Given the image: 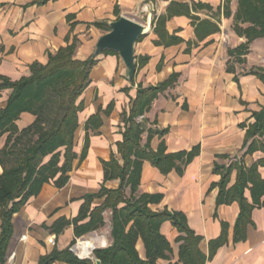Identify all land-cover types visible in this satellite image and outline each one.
<instances>
[{"label":"crops","instance_id":"crops-1","mask_svg":"<svg viewBox=\"0 0 264 264\" xmlns=\"http://www.w3.org/2000/svg\"><path fill=\"white\" fill-rule=\"evenodd\" d=\"M36 1L0 0V79L15 81L30 75L32 63L46 64L50 54L73 40L78 44L76 58L92 57L98 38L121 15L144 23L149 30L135 45L133 79L128 78L118 52L96 57L90 83L78 99L84 109L79 112L77 157L70 178L62 187L45 183L14 213L3 264H39L56 249H69L96 263L95 250L113 243L112 209L103 212V225L81 235L76 232L75 219L87 195L98 193L102 184L119 186L118 180L105 182L103 162L113 153L122 162L118 142L127 127L123 117L129 115L138 89L166 81L169 84L138 121L144 127L142 147L157 151L163 144L165 153L175 155L174 164L162 170L144 159L136 195L152 197L148 206L153 211L186 216L188 226L201 236L198 247L206 258L204 264H264V205L255 202L249 182L244 204L247 209V204L252 207L245 224L238 225L243 207L232 194L239 166L248 172L264 159L259 143L250 148L261 137L253 136L246 143L254 113L264 108V37L252 41L245 54L238 53V47L247 42L235 30L238 0ZM162 15H168L163 37L155 29ZM10 93L11 89L2 90L0 108ZM109 106L110 112L105 113ZM95 113H100L102 124L97 131L89 129V146L81 159L85 123ZM35 118L23 112L16 123L23 129ZM6 138L7 134L0 137V157ZM257 170L264 179V165L259 164ZM126 192L130 194V187ZM103 202L104 197H94L91 209ZM160 231L170 249L156 264H186L180 258L182 241H178L183 233L170 220L161 224ZM79 239H87L94 250L75 249ZM212 242L218 245L212 247ZM136 248L146 259L142 238ZM51 264L72 263L60 259Z\"/></svg>","mask_w":264,"mask_h":264},{"label":"trees","instance_id":"trees-1","mask_svg":"<svg viewBox=\"0 0 264 264\" xmlns=\"http://www.w3.org/2000/svg\"><path fill=\"white\" fill-rule=\"evenodd\" d=\"M49 0H38L43 4ZM228 2L230 0H227ZM235 18L236 32L247 38V42L238 47L239 54L248 51L249 44L257 38L264 37V0H238ZM168 15L158 18L156 31L162 33ZM247 24V25H244ZM107 26V30H110ZM216 29V28H213ZM208 32V31H206ZM201 34V33H200ZM77 40L60 47L56 53L49 55L48 62H34L31 73L12 81L0 79V97L4 89H11L6 105L0 108V137L7 134L6 142L1 149L0 163V264L5 262L6 250L13 233L12 217L30 197L37 195L45 183L53 182L57 187L64 186L73 169L77 153L74 150L76 131L79 127V112L84 109L82 101L78 102L90 83V70L97 63L96 58L80 60L75 57ZM115 52L106 50L101 53ZM232 52H236L233 50ZM117 53V52H115ZM264 75V74H263ZM133 79V78H132ZM171 80V79H169ZM169 81L138 89L130 113L124 114L127 124L123 132V140L118 142V152L122 162L113 153L108 161H104V180H118L117 188H109L102 184L96 194H89L76 217L78 235L95 230L104 224L105 209H112L113 243L106 248L95 250L101 264H156V260L167 256L170 242L160 231L161 224L170 220L183 233L178 237L180 258L186 264H204L205 256L201 254L198 244L201 236L188 226L186 216L177 211H153L149 206L152 197L148 194L136 195L140 184V175L144 159L151 160L159 168H170L175 155L165 153L164 146L157 151L143 148L141 135L144 127L138 121L149 108L159 91ZM56 104V114L49 111ZM110 106L105 113L110 112ZM23 112L36 116L34 122L20 129L16 121ZM255 122L247 131L246 143L249 138L259 136L250 148H264V108L254 113ZM102 124L100 113L91 115L85 123V143L81 159L86 155L89 146V129L97 131ZM264 165V159L254 165L248 172L241 166L235 188L234 197L242 203V213L238 225H244L248 219L249 209L245 207L244 188L252 182L255 202L264 205V179L257 167ZM130 187V194L126 192ZM94 197H104V202L91 209ZM247 209V210H246ZM90 219L78 225L80 220ZM142 238L147 258L139 256L136 244ZM212 242V247L217 245ZM67 260L72 264H96L90 259H81L69 249L54 250L41 258L39 264H51L56 260Z\"/></svg>","mask_w":264,"mask_h":264},{"label":"water","instance_id":"water-1","mask_svg":"<svg viewBox=\"0 0 264 264\" xmlns=\"http://www.w3.org/2000/svg\"><path fill=\"white\" fill-rule=\"evenodd\" d=\"M109 26L111 29L98 38L92 58H96L106 50L118 52L127 67L128 78L132 79L137 69L135 45L138 39L148 32L149 28L144 23L127 15H121L118 19L110 22ZM96 263L101 264V261L97 259Z\"/></svg>","mask_w":264,"mask_h":264},{"label":"built area","instance_id":"built-area-1","mask_svg":"<svg viewBox=\"0 0 264 264\" xmlns=\"http://www.w3.org/2000/svg\"><path fill=\"white\" fill-rule=\"evenodd\" d=\"M76 248L79 249V251H81V252H85V250H87V249H89V250L91 249V251H93L95 247L93 245H89L87 239H79V240H77V242L75 244V249Z\"/></svg>","mask_w":264,"mask_h":264},{"label":"rangeland","instance_id":"rangeland-1","mask_svg":"<svg viewBox=\"0 0 264 264\" xmlns=\"http://www.w3.org/2000/svg\"><path fill=\"white\" fill-rule=\"evenodd\" d=\"M56 112H57V111H56V104H53V105H52V110L49 111L48 114H50L51 116H55Z\"/></svg>","mask_w":264,"mask_h":264},{"label":"bare ground","instance_id":"bare-ground-1","mask_svg":"<svg viewBox=\"0 0 264 264\" xmlns=\"http://www.w3.org/2000/svg\"><path fill=\"white\" fill-rule=\"evenodd\" d=\"M90 242V241H89ZM93 244V243H92ZM89 251V249H87V250H85V252H88Z\"/></svg>","mask_w":264,"mask_h":264}]
</instances>
